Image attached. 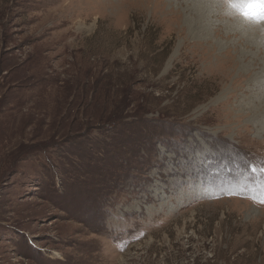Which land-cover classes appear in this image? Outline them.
I'll use <instances>...</instances> for the list:
<instances>
[{
	"label": "rangeland",
	"instance_id": "1",
	"mask_svg": "<svg viewBox=\"0 0 264 264\" xmlns=\"http://www.w3.org/2000/svg\"><path fill=\"white\" fill-rule=\"evenodd\" d=\"M194 4L0 0V264H264V31Z\"/></svg>",
	"mask_w": 264,
	"mask_h": 264
},
{
	"label": "snow or ice",
	"instance_id": "2",
	"mask_svg": "<svg viewBox=\"0 0 264 264\" xmlns=\"http://www.w3.org/2000/svg\"><path fill=\"white\" fill-rule=\"evenodd\" d=\"M214 6L221 8L225 15L237 18L240 27L264 25V0H214ZM251 171L254 179L249 190L257 194L249 198L264 204V161L258 162Z\"/></svg>",
	"mask_w": 264,
	"mask_h": 264
},
{
	"label": "bare ground",
	"instance_id": "3",
	"mask_svg": "<svg viewBox=\"0 0 264 264\" xmlns=\"http://www.w3.org/2000/svg\"><path fill=\"white\" fill-rule=\"evenodd\" d=\"M188 1H191V0H188ZM193 2H195L194 4V7L191 8V12H193L195 9L196 11L198 10V17L197 15H195L196 19L199 20L201 18H204V20L206 19L205 16L201 15L199 12H201L202 10L201 7H200V3H205V0H192ZM192 3V2H191ZM190 9V8H189ZM195 12V11H194ZM193 12V13H194ZM196 13V12H195ZM202 13V12H201ZM224 12L222 11L219 12V15H223ZM191 19V18H190ZM196 20V21H197ZM200 21V20H199ZM198 21V22H199ZM202 21H200L201 23ZM204 22V21H203ZM258 28L262 29L264 31V25H259L257 26ZM193 30H197V36L202 38V39H206V36H203V33L202 32H205L204 30L205 29H208V23H203V24H195L193 25V27H191ZM235 29V28H234ZM259 29V30H260ZM186 31L184 28H182V31ZM263 31H260V32H263ZM222 32V34H221ZM233 31H228L227 33H225L222 29V27L218 26L217 28H215V33H218V34H221L222 37H229L231 34H232ZM207 33V32H205ZM208 34V33H207ZM234 34V33H233ZM239 34V33H238ZM262 35V34H261ZM241 39V38H240ZM193 46L196 47L195 50H198L197 48H199L200 50V53L198 52H195V56H198L200 57L202 60H205V61H210L211 58L214 56L216 57L217 61L219 62V66L221 65L222 66V71L224 72V74L222 75V78L223 80H225L227 78V76L230 74H228V72L230 71V69L228 68H233L235 67V64L238 63L237 61V53L239 52V54L241 56H243L244 58H246L245 56V53L244 51H240L236 46L235 48L232 47V45L228 46L227 48H225L222 52L220 53H215L214 51L216 50L215 48L217 47V44L216 43H212L210 42V40H207L206 41H196L194 42ZM201 47V48H200ZM245 76V75H243ZM237 83V82H236ZM237 88L234 87V90H236ZM238 91V90H237ZM233 92V91H232ZM236 92V91H235Z\"/></svg>",
	"mask_w": 264,
	"mask_h": 264
}]
</instances>
